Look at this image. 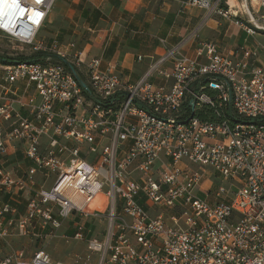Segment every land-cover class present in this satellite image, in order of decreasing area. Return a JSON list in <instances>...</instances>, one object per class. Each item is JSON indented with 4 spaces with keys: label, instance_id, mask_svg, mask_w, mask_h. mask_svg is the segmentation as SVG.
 <instances>
[{
    "label": "built area",
    "instance_id": "1",
    "mask_svg": "<svg viewBox=\"0 0 264 264\" xmlns=\"http://www.w3.org/2000/svg\"><path fill=\"white\" fill-rule=\"evenodd\" d=\"M56 1L15 0L13 11V0H0V37L19 44L24 57H42L0 60V156L21 141L35 161L20 177L0 169V192L33 194L19 218L18 207L0 197V239L12 229L25 235L36 218L56 236L64 220L78 215L106 222L102 236L86 239L85 261L98 253V264H264L259 47L233 58L217 42L200 40L191 56L186 49L199 29L173 44L161 38L162 54L151 55L145 74L128 83L113 63L104 68L103 58L89 56L76 40H39ZM243 5L264 9V0ZM185 6L233 21L250 36L256 32L228 0H187ZM202 168L231 186L198 194ZM39 170L57 176L49 190L35 188ZM83 233L81 223L74 238L85 239ZM0 264L65 263L40 248L29 258L23 251L7 255Z\"/></svg>",
    "mask_w": 264,
    "mask_h": 264
},
{
    "label": "crops",
    "instance_id": "2",
    "mask_svg": "<svg viewBox=\"0 0 264 264\" xmlns=\"http://www.w3.org/2000/svg\"><path fill=\"white\" fill-rule=\"evenodd\" d=\"M228 1L230 2V0ZM182 2L184 0H57L39 34V40L48 44L55 41L67 43L74 41L76 37L87 40L89 42L83 47H85L89 56L102 57L104 68L108 63H113L116 66L117 73L122 76L125 82L136 83L148 70L149 57L162 54L164 48L160 43V39L166 38L169 44L178 42L187 32L189 34L194 31L190 30L195 26L198 15L206 12L198 8L197 11L193 10V13H190V17L186 14L183 15L180 13L179 8ZM235 11H239V9ZM206 16L207 13L204 17ZM210 17L207 25L216 30L219 39L209 40L217 42L220 50L232 55L233 58H239L244 48L257 46L260 51L256 64L264 67V40L263 43L258 42L254 39L255 35H248L240 26H237L240 28L238 31L229 32L228 28L224 29L222 27L221 22L210 19ZM231 22L234 24L233 21ZM205 33H208L207 30L204 31ZM196 46L197 41H194L193 44L187 47L186 52L194 56ZM139 55H143L145 59L140 61L138 59ZM152 80L155 83H161L156 77H153ZM2 82L3 78H0V93ZM91 159L94 161L92 157ZM34 166L35 161L26 156L25 146L21 141L9 144L8 152L4 156H0V169L9 170L16 177L24 175ZM53 175L39 170L35 174V188H45L46 182ZM41 178H44V180L42 181ZM39 179L42 182H39ZM209 186H212L210 185V175L205 174L198 189V194L205 195L210 191ZM32 195V192L27 190L18 193L0 192V197L3 200L11 199L15 203L20 211L19 213L27 208L26 204L29 201L27 198H32ZM81 223L84 224L83 234H85V239L71 242L70 245L65 246L71 249L72 252L65 255L63 259L52 257L54 260L65 264H71V261H74L75 264L78 263L77 257L79 255L76 253L84 252L87 254L88 252L86 239L102 236L106 226V222L101 218H84L72 215L63 221L62 226L56 230L57 235L53 237L69 236L74 239L77 227ZM41 228V222L36 218L29 230L39 237H43V232H46V230H48L47 234L51 231L50 227ZM40 229L41 231H39ZM60 229L62 235L58 233ZM47 234L45 235L47 236ZM20 243L27 242L23 239H16L15 247L17 250L12 254L23 251L25 256L29 258L38 249L43 248L38 247L30 251V255H28L25 250H20L21 248L18 246ZM1 253L3 254V251L0 248ZM8 255H11V253ZM94 255L95 262L90 263L89 261L93 259ZM94 255L88 261H85L84 258L82 260L83 264H98L99 255L98 253Z\"/></svg>",
    "mask_w": 264,
    "mask_h": 264
},
{
    "label": "rangeland",
    "instance_id": "3",
    "mask_svg": "<svg viewBox=\"0 0 264 264\" xmlns=\"http://www.w3.org/2000/svg\"><path fill=\"white\" fill-rule=\"evenodd\" d=\"M186 1L187 0H184V2H182L180 4V7H179L180 8V13L183 14V15L186 14V15H188L190 17V15H191L190 13H193V10L197 11L198 8H196V7L187 8L185 6V2ZM238 1H237L238 6L236 8H234V9H232V10L235 11V10L239 9V15H240L242 20H245V21L251 20V18L248 17L247 14H246V6L243 5L244 4V0H238ZM249 7L251 8V11L254 12V17L257 20L256 22L254 20H251V25H253L256 28V32L253 34V35H255L254 39L257 40L258 42H260V41L262 42L264 40V9L263 8H259L258 5L255 7V9H253V7L251 5H249ZM206 13L207 12H204L203 14L198 15V17L196 19V23L194 24L195 26L190 30V31L194 30L195 27L197 29L198 28L201 29V30L198 31V35H197L195 41L209 40V39H213V40L219 39L218 36L216 35V30L210 28L207 25L208 24L207 21H208V18L210 16L207 15L206 17H204L206 15ZM210 19H214L216 21L221 22L222 23V27H224V29L228 28L230 30L229 32H233V30L238 31L240 29L239 27L235 26V23L233 24L231 21H226L224 18H222V17H220V16H218L216 14L212 15L210 17ZM205 30H207L208 33L204 34ZM75 40L78 42V45L80 47H83L84 45H86L87 42H89L87 40L80 39L79 37L78 38L76 37L74 39V41ZM16 52H18L19 55H17ZM22 52H24V54L27 55V56H29L30 53H31L30 50L27 49V48L24 49ZM1 55L9 56V57L22 56L19 44L10 43L5 37L1 36L0 37V56ZM192 168L198 169V168H200V166H198V167L192 166ZM202 169L205 171V174L207 176L210 175V185H212V186H209L208 189L210 190V192L212 194L221 185H225L227 188L231 186V184L229 182H227L226 180H224L222 178V176L218 172H216L214 170H211L210 168H202ZM55 179H56V175H53L52 178L49 181L46 182V187L45 188L47 190L50 189V186L52 185V183L54 182ZM41 180L43 181L44 178H41ZM41 180L39 179V182H42ZM30 199L31 198H27V200H30ZM208 200H210V197H208ZM210 201L212 203H214L217 200L214 199V200H210ZM105 206H106V204L103 203L99 207V210L101 212H103L104 209H105ZM25 211H26V209L24 211H21V213H19L20 211L18 209V212L15 215V217L19 218L23 213H25ZM156 211H157V209L155 208L154 210H151V213L154 215ZM41 229L39 231H41ZM36 231H38V230L36 229ZM46 232H48V230H46ZM46 232H43L44 233L43 237H39L37 235H34L31 230H30V232H27L25 235L20 236V235H18V233L16 231H14L12 229L11 235L6 238V241H4L3 239H0V241H1L0 242V248L3 251V254L2 253L0 254L1 258L6 257L8 254H10V253L12 254V253H14L15 250H17L16 247H15L16 239H21V240L23 239V240H25L27 242V243H22V244L20 243V245H18V246H19V248H21L20 250H22V249L25 250L28 255H30V251H33L34 249H37L38 247H43L45 250H47L51 254V256L54 259H63V258H65V255H67L68 253L72 252L71 249L66 248L65 246L70 245L71 242L79 241L78 239H75V238L72 239L69 236H66V237H63V236H61V237H53V236H55L54 233L47 234ZM56 232L57 231H55V234H56ZM58 233L61 234V229L58 230ZM45 234H47V236ZM37 241H38V243H37ZM88 253H89V250H88L87 254ZM76 254L81 257V260H78V263L83 264L82 260L84 258L86 259L87 254L84 253V252H78ZM76 254L74 255V257L76 256ZM93 261L95 262V255L93 256V259L91 261H89V262L91 263ZM78 263H76V264H78ZM71 264H75V262L71 261Z\"/></svg>",
    "mask_w": 264,
    "mask_h": 264
},
{
    "label": "trees",
    "instance_id": "4",
    "mask_svg": "<svg viewBox=\"0 0 264 264\" xmlns=\"http://www.w3.org/2000/svg\"><path fill=\"white\" fill-rule=\"evenodd\" d=\"M222 6L228 7L224 2H223V5ZM39 57H40V59L42 58L41 57V54H34L31 57L17 56L16 58L15 57H9V56H3V55H1L0 56V60L2 59V60L7 61V62H15L16 60H23V61L24 60H29V59L30 60H35L37 58L39 59ZM207 110H209V109H206V111ZM198 115L201 116L202 118H206L207 117V115L204 114L203 111L200 112V113H198ZM5 201H10L15 206V203L13 201H11V199H6Z\"/></svg>",
    "mask_w": 264,
    "mask_h": 264
},
{
    "label": "water",
    "instance_id": "5",
    "mask_svg": "<svg viewBox=\"0 0 264 264\" xmlns=\"http://www.w3.org/2000/svg\"><path fill=\"white\" fill-rule=\"evenodd\" d=\"M66 64L69 66V68L73 71L75 77L77 78V80L80 82V84L84 87L87 88L88 85H86V83L84 82V80L81 78V76L79 75L78 71L75 70V68L72 66V64L69 61H66Z\"/></svg>",
    "mask_w": 264,
    "mask_h": 264
},
{
    "label": "bare ground",
    "instance_id": "6",
    "mask_svg": "<svg viewBox=\"0 0 264 264\" xmlns=\"http://www.w3.org/2000/svg\"><path fill=\"white\" fill-rule=\"evenodd\" d=\"M229 3H230V5L232 6L233 9L236 8V7L238 6L236 0H230ZM241 6H242V5H241ZM246 9H247V13L249 12L250 15L252 16L251 20H254V21L256 22L257 20L255 19L254 14L252 15V13L250 12V9H249V7H247V5H246ZM244 10H245V9H244Z\"/></svg>",
    "mask_w": 264,
    "mask_h": 264
},
{
    "label": "snow or ice",
    "instance_id": "7",
    "mask_svg": "<svg viewBox=\"0 0 264 264\" xmlns=\"http://www.w3.org/2000/svg\"><path fill=\"white\" fill-rule=\"evenodd\" d=\"M38 2H39V0H38ZM18 7H19V5L17 3H15V0H13V11H15Z\"/></svg>",
    "mask_w": 264,
    "mask_h": 264
}]
</instances>
